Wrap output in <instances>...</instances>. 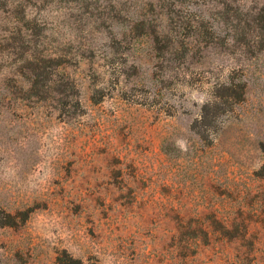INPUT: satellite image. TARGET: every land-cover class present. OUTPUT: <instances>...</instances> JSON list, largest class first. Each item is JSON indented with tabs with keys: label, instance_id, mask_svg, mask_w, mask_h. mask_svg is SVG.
Segmentation results:
<instances>
[{
	"label": "rangeland",
	"instance_id": "obj_1",
	"mask_svg": "<svg viewBox=\"0 0 264 264\" xmlns=\"http://www.w3.org/2000/svg\"><path fill=\"white\" fill-rule=\"evenodd\" d=\"M0 264H264V0H0Z\"/></svg>",
	"mask_w": 264,
	"mask_h": 264
}]
</instances>
